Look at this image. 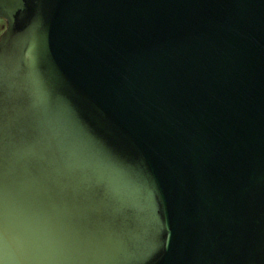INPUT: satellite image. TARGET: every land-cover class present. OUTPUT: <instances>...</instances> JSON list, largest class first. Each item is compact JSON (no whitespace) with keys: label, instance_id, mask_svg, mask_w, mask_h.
Returning <instances> with one entry per match:
<instances>
[{"label":"water","instance_id":"1","mask_svg":"<svg viewBox=\"0 0 264 264\" xmlns=\"http://www.w3.org/2000/svg\"><path fill=\"white\" fill-rule=\"evenodd\" d=\"M0 19V264H264V0Z\"/></svg>","mask_w":264,"mask_h":264},{"label":"snow or ice","instance_id":"2","mask_svg":"<svg viewBox=\"0 0 264 264\" xmlns=\"http://www.w3.org/2000/svg\"><path fill=\"white\" fill-rule=\"evenodd\" d=\"M7 72L3 65V62L0 61V169H2L3 162L6 158L8 151V128L5 123L6 121V112H7ZM3 178L0 176V184H2ZM3 242V234L0 233V243Z\"/></svg>","mask_w":264,"mask_h":264},{"label":"flooded vegetation","instance_id":"3","mask_svg":"<svg viewBox=\"0 0 264 264\" xmlns=\"http://www.w3.org/2000/svg\"><path fill=\"white\" fill-rule=\"evenodd\" d=\"M1 21H3L4 22V20H2V19H0ZM5 23V22H4ZM4 27H5V24H2L1 25V32L0 33H2L3 32V30H4ZM1 35V34H0Z\"/></svg>","mask_w":264,"mask_h":264},{"label":"rangeland","instance_id":"4","mask_svg":"<svg viewBox=\"0 0 264 264\" xmlns=\"http://www.w3.org/2000/svg\"><path fill=\"white\" fill-rule=\"evenodd\" d=\"M5 24L3 21L0 20V32H1V25ZM1 34V33H0Z\"/></svg>","mask_w":264,"mask_h":264}]
</instances>
